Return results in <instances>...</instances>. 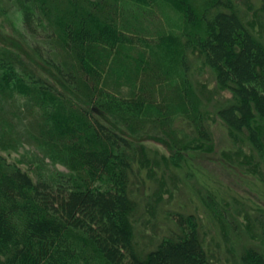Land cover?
<instances>
[{"label":"trees","instance_id":"obj_1","mask_svg":"<svg viewBox=\"0 0 264 264\" xmlns=\"http://www.w3.org/2000/svg\"><path fill=\"white\" fill-rule=\"evenodd\" d=\"M175 1L182 10L175 82L163 53L172 33L155 0L144 2H156L159 15L131 0H3V10L20 15L22 43L71 92L127 134L162 135L176 150L189 143L181 124L193 140H211L187 77L191 46L231 95L217 118L264 155L253 125L264 120L262 37L233 0ZM133 150L130 138L37 67L0 50V152H21L16 163L0 153V264H214L193 215L177 214L178 232L145 256L135 251ZM253 222L260 240L240 252V264H264V215Z\"/></svg>","mask_w":264,"mask_h":264},{"label":"rangeland","instance_id":"obj_2","mask_svg":"<svg viewBox=\"0 0 264 264\" xmlns=\"http://www.w3.org/2000/svg\"><path fill=\"white\" fill-rule=\"evenodd\" d=\"M131 1L145 13L149 11L157 15L155 3L161 4L160 10L168 19L165 31L172 33L173 41L167 43L163 52L167 55L166 71L171 80L177 81L182 73L173 43L176 41L174 37H180V6L175 0H155L150 6L144 0ZM233 2L246 26L264 41V0ZM3 9L5 6L0 0V50L15 54L29 65L34 64L59 89L132 141L129 193L137 203V210L131 217L132 243L139 256H145L164 237L177 233L174 218L181 214L186 219L195 216L200 238L212 254L214 264H240V252L253 241L260 240V231L253 217L264 215V155L254 151L243 137L226 129L217 118V108L227 104L231 95L216 85L195 49L191 46L186 49L187 77L201 99V110L211 140H193L191 129L181 124L178 127H183L189 143L182 150H176L162 135L127 134L112 117L71 92L50 69L37 62L22 43L20 15L11 16ZM149 39L153 40V37ZM184 42L186 40L182 39ZM253 125L264 146V120L255 121ZM0 153L16 163L21 152ZM19 166L26 170L24 165ZM228 220L232 221L231 224Z\"/></svg>","mask_w":264,"mask_h":264},{"label":"bare ground","instance_id":"obj_3","mask_svg":"<svg viewBox=\"0 0 264 264\" xmlns=\"http://www.w3.org/2000/svg\"><path fill=\"white\" fill-rule=\"evenodd\" d=\"M184 12V11H183ZM184 14V13H183ZM185 22V21H184ZM184 25V24H183ZM188 26H189V24H188ZM185 27V26H184ZM188 28V27H187ZM177 29V28H176ZM183 30V29H182ZM188 30V29H187ZM186 32V31H185ZM39 62V61H38ZM34 65V64H33ZM39 65V64H38ZM45 65H47V64H45ZM54 66V65H53ZM38 68V67H37ZM41 69V68H40ZM43 70V69H42ZM42 72V71H41ZM44 72H45V70H44ZM189 72V71H188ZM32 73V72H31ZM34 73V72H33ZM43 73V72H42ZM46 73V72H45ZM44 74V73H43ZM48 74V73H47ZM191 75V74H190ZM47 76V75H46ZM52 78V77H51ZM40 79V78H39ZM37 81V80H36ZM129 134V133H128ZM144 135V134H143ZM5 151V150H4Z\"/></svg>","mask_w":264,"mask_h":264}]
</instances>
